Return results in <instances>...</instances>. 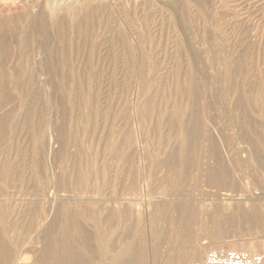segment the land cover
<instances>
[{
    "label": "rangeland",
    "instance_id": "1",
    "mask_svg": "<svg viewBox=\"0 0 264 264\" xmlns=\"http://www.w3.org/2000/svg\"><path fill=\"white\" fill-rule=\"evenodd\" d=\"M5 1L0 0V6ZM13 1L17 8L4 13L7 26L2 23L5 31L14 33L15 39L10 46L11 57L4 68L12 101L8 105L7 137L0 143V199L4 202L3 207H8V212L0 210V218L4 220V225L0 224V239L14 257L0 258V264H71L42 261L37 256L42 250L43 230L56 216L59 205L93 210L90 220L81 219L89 234L94 233L95 223L124 209L132 215L127 225L138 218L142 219L143 227L148 225L152 218L148 211L158 201L160 187L164 186L160 181H164L163 176L150 170V164L155 160L153 154L160 152V158H163L170 148L168 142H172L173 132L164 119L171 108L170 99L175 95L177 77L167 74L174 65L179 69V81L185 71L196 78L200 102L206 105L208 113L207 126L215 129L213 137L222 161L234 159L239 166L242 162L246 164V151L250 147L248 139L241 133L243 128L251 137L264 139V120L257 117L258 109L248 101L249 94L256 89L255 81L264 73V0ZM67 3L76 6L75 9L78 6L76 17L64 14ZM87 4L93 6L94 14L85 30L80 33L73 28L66 37L59 36L54 24L61 21L70 28L85 15L88 7L81 6ZM33 20L39 23L35 31L30 28ZM47 36L54 50L66 52L62 85L41 67L44 55L37 51V45ZM60 38L62 42H59ZM220 73L222 76L232 74L236 80L234 91L228 93L224 88ZM155 89L158 93L154 96ZM152 98L158 113L155 110L147 113ZM241 114L247 115L250 124L258 126L257 137L241 120ZM166 135L168 139L164 146L158 145ZM126 137H130V146L120 149ZM203 147L199 155H203L204 166H214L216 158L213 156L215 159L212 157L211 161L209 150ZM73 163L78 169L67 171V189L58 188L56 177L62 167L69 168ZM36 164L40 166L37 168ZM38 172L41 176L34 175ZM258 176L261 180L245 181L247 186L253 187L250 190L255 195L264 194V176ZM188 179L182 182L181 188L179 182V191H183L180 193H187L185 198L195 205H211L213 201L206 196L211 190L206 188L203 180L194 191V182ZM225 196L231 195L221 192L218 198L222 200ZM32 197L39 199L37 204L22 202ZM121 230L126 233L119 225L109 238H120ZM243 235L240 231L230 232L216 242L246 244L255 239ZM172 240L169 241L174 247L170 242L161 247L164 258L170 252V245L171 252L177 248V243ZM210 241L195 229L178 244L190 250L205 245L199 259L189 263L196 264L212 251ZM91 247L94 252H99L94 244ZM73 264L108 263L97 258Z\"/></svg>",
    "mask_w": 264,
    "mask_h": 264
},
{
    "label": "bare ground",
    "instance_id": "2",
    "mask_svg": "<svg viewBox=\"0 0 264 264\" xmlns=\"http://www.w3.org/2000/svg\"><path fill=\"white\" fill-rule=\"evenodd\" d=\"M15 5L16 4L14 3L13 0H6L5 2H3L2 6H0V15H1L0 16V20H1L0 22L1 25L0 26L1 27L0 28V143L4 142V140L7 137L8 130L6 128L10 114L9 113L10 107L8 109V105L12 101L11 95L9 94L6 87L8 83V78L7 76H5L4 68H5V64L8 63V62L6 63V60L8 61V57H11L10 46L11 44H13L12 41H14L15 39L14 33L10 34L7 31H5L6 28L4 30L3 28L4 24L2 25V23H5L3 17H6V15H4V13L8 14L12 10H16L17 7ZM85 6L88 7L87 11H85V15L81 18H78L76 23L74 25L72 24L70 28L67 27L66 24L63 25L62 23H60L61 21L56 22L54 24V28L56 29L59 36L66 37L67 35H69V31L72 30L73 28H75L77 31H80V33L81 31L85 30L88 21H91L93 19V14H94L93 6L90 7L87 4L81 7L84 8ZM72 7L73 6L69 4L65 6L64 14H67L68 16L71 17H76L78 12L77 13L75 12L78 9V6L77 9H75L76 6L73 8ZM64 11L62 10L61 12L63 13ZM59 18L61 17L59 16ZM10 21L13 20L11 19ZM30 23H31V26L29 24L30 28L32 30L34 29L36 30L38 21L36 22L33 20ZM5 26H7L6 23ZM12 30L14 32V29ZM61 40L62 39L60 38L59 42ZM42 41H43L42 43L41 41H38V45H37V51L38 52L41 51L44 55V58L42 59L43 61L41 63L42 64L41 67L47 69V73H50L49 76L50 75L55 76L56 79H58L59 83L61 84V82L65 78L63 74V69H64L63 62L65 63L67 59V57L64 54L65 51L63 52L60 49L54 50L51 45L52 41L50 42L48 36L45 37ZM53 43L55 42L53 41ZM63 47H65V45ZM9 61H11V59ZM12 66L14 65L12 64ZM174 66L172 70L167 74L170 76L172 75V77L173 76L177 77L176 80L177 84L174 89L175 95H173V97H171L170 99L172 100L170 102V107H171L170 110L167 111V107H166V111L168 112V114H166L167 112L165 113L167 116H165L164 119L168 127H170V130H172L171 132H173L171 133L172 142L171 143L168 142L170 144V148L169 151L167 150L168 152L165 153L163 158H160V156L162 157L160 152L159 153L156 152L153 154L155 160L154 159L153 161L151 160L152 162L150 164V170L155 172L157 171V173L161 177L163 176L164 181L162 179H160V181L164 183V184L161 183V185L164 186L160 187V189L162 190L159 193L157 192L158 194H160L158 201L148 211V214L152 216V218L149 219V223L147 222L148 225H146V227L147 226L148 227L147 228L143 227L141 224L144 223H141L142 219L139 218L135 219V222L133 224L127 225V222L131 220L132 215L131 213H129L127 209H124L122 212H120L117 215L112 212L111 214L107 215L103 219V221L95 223L93 227V229L95 230L94 233L89 234L83 228L84 225L82 226L81 219L85 221L90 220L89 219L90 214L93 210L86 209L83 206L72 209L64 205H59L58 208H56L57 209L56 216L54 217L53 220L51 219L50 225L48 224V226L46 225L47 226L46 229L44 228L45 230H43L42 240L40 238V240L42 241V250L41 251L39 250L40 253L37 255L40 260L54 261L57 263L67 262L73 264V263L85 262L90 259L96 260L97 258H99L100 260L106 261V263L108 264H164L165 262L167 264H189L199 259V256L201 255V253H203V251H205L206 247L203 244L202 246H197L195 249H191V250L189 248L183 249L182 245L178 244L179 243L178 241H180L182 237L187 238L189 231L190 230L195 231V229L197 231L202 232L204 236L208 238V240L210 239L212 241V245L210 248L212 251H219V252L234 251V252L247 253L250 255H254V254L264 255V194L255 195L254 192L250 190L251 188L250 184H248L247 186L245 182V181H250V180L254 181L255 179H260L259 177L261 176L258 175H262V177L264 176V158H263L264 139L251 137L248 134V132L245 130V128H243L244 130L243 132L241 131V133L243 134L245 139H248L249 147H250L249 151H246V155H247L245 159L246 164H243L242 162V166H239L237 164L238 162L233 161L234 159L233 160L229 159L228 162H224L225 160L222 161L216 140L213 137L214 134L213 131L215 129L213 128L210 129L211 127L209 128L207 126V121H208L207 119H209L208 113L205 107L206 105L204 106L203 105L204 103L202 104L200 102L201 94L196 83L197 80H195L196 78L191 72L185 71L181 78L182 82L179 81L178 80L179 69L177 70L176 68L177 66L176 67ZM223 68L225 69V67ZM67 73L68 72H66V75ZM52 76L50 77L52 78ZM222 77H220L221 81L223 79V83L225 85L224 88H226V90L228 89V93L229 91H234L233 89L235 88L236 80H234L232 74L228 75L226 73V76L223 75ZM49 80L51 81V84L54 85L52 83V79ZM55 82L56 81H54V83ZM179 83H181L180 88L178 87ZM254 86H256V89L252 91L251 95L249 94L250 97L248 96L249 97L248 101L250 105H253L256 109H258L257 115L259 116L257 117L258 118L260 117L261 119L264 120V73L262 75H259V77L254 83ZM160 87L163 86L161 85ZM65 88H67V84ZM237 89L240 90L241 87L240 89L239 88ZM219 91H221L220 92L221 94H224L222 93V90ZM153 92H154L153 95L155 96L157 95L158 90ZM60 93L62 94L63 92ZM62 97L63 96H61L60 98ZM153 102H155L154 98H152L148 102L149 111L147 113H150L154 110L155 112L157 111V113L159 112V109L155 106V104H153ZM245 114L244 116H242V114L240 115L242 118L241 120H243L246 126L249 127V131L254 133V135H256L257 137V131L259 130L258 126L257 125L255 126L253 123L250 124L247 115ZM252 121H254V119ZM258 123L259 122H257L256 124ZM260 124L261 123H259L258 125ZM63 133L66 134L64 127H63ZM221 135L224 140L222 133ZM164 137H165L164 139L158 141V145L163 144L165 140L168 139L167 135ZM129 138L130 137L124 138L123 141L124 143L121 144L120 149L130 146ZM203 146H206V148L209 150V152L207 153L211 156V161L213 156L216 158L217 162L215 163L214 166H212V164L211 165L207 164L208 166L207 165L204 166L203 164L204 162H202L201 160L203 155L202 157H200L201 154L199 155L200 153L199 151L204 148ZM235 158L237 160V157ZM39 166L40 165L38 164L37 168ZM66 167L67 166L62 167L61 172L59 171L60 172L59 176L56 177L57 185L58 188L60 189H64L67 187V181L69 179V175L67 174V171H69L70 168H73L75 170L78 169V166L75 163H73L69 168L67 167L68 169ZM194 171L198 172V173L196 172V174H198L197 176H195L196 174L193 173ZM192 173L195 175L193 176ZM34 175L41 176V173L38 172L37 174ZM188 178H190L191 183L194 182L195 187L191 185L194 188V191L198 183L201 180H203L204 185H206V188L211 190V192L206 195L210 197L209 200L211 199V201H213L211 205L208 204L207 206L203 203L195 205L193 201L189 200L188 198H185V195L187 193L185 195H182L180 193L183 192L182 190L179 191V189L182 187V182L185 183L184 181L187 180ZM179 182L181 184L180 188H178ZM187 183L190 182L187 181ZM197 190L198 189L196 188V191ZM221 192H226L228 195L231 196L230 197L225 196L224 198L222 197V200H220L218 196ZM32 198L33 199L28 198L29 200L28 199L23 200L22 202L33 203L34 205L37 204L39 199L36 200V198L34 197ZM1 201L2 199H0L1 212L2 211H4V213L8 212V207L4 208L3 207L4 202L2 203ZM220 201L225 202V204H219ZM53 212L52 215L55 214V213L53 214ZM3 221L4 220L0 218L1 225H4ZM46 222L47 221H45L44 223L46 224ZM119 225L121 229L122 228L125 229L126 233H123V231L121 230V232L124 234V236L122 234L123 236V237L121 236L122 238L121 237L117 238L116 236V238L114 237L115 239H110L109 238L110 233H115L114 231L117 230ZM236 231H240L242 235L246 234V236L243 235L245 237H247L248 235L251 238L253 237L255 239H253V241L248 242L246 244L232 243L227 245L220 242L219 243L216 242L217 240L220 239L219 237H221L222 235L225 236V234H229L230 232H236ZM172 236L174 239L172 238ZM169 240H172V242L175 241L177 243V245L175 244L177 246L175 251L172 250L171 252V249H173L172 246L174 244H172L171 241ZM169 242L172 244V246L170 245V249H169L170 252H168L167 256H165L164 258V255H162L160 250L165 243L169 244ZM93 244L98 247L99 252L98 251L94 252L92 250L91 246ZM209 245L207 246V248L209 247ZM5 246L6 245L3 242V240L0 239V258H6V257L10 258L11 256L14 257V253L11 255L10 253L12 252L8 251L6 249L7 246L6 247ZM37 256L35 257L37 258Z\"/></svg>",
    "mask_w": 264,
    "mask_h": 264
},
{
    "label": "built area",
    "instance_id": "3",
    "mask_svg": "<svg viewBox=\"0 0 264 264\" xmlns=\"http://www.w3.org/2000/svg\"><path fill=\"white\" fill-rule=\"evenodd\" d=\"M196 264H264V255H250L234 251H209L204 259Z\"/></svg>",
    "mask_w": 264,
    "mask_h": 264
}]
</instances>
